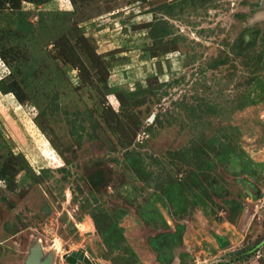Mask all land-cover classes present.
Wrapping results in <instances>:
<instances>
[{
  "label": "rangeland",
  "instance_id": "1",
  "mask_svg": "<svg viewBox=\"0 0 264 264\" xmlns=\"http://www.w3.org/2000/svg\"><path fill=\"white\" fill-rule=\"evenodd\" d=\"M35 245L264 264V0H0V264Z\"/></svg>",
  "mask_w": 264,
  "mask_h": 264
},
{
  "label": "water",
  "instance_id": "2",
  "mask_svg": "<svg viewBox=\"0 0 264 264\" xmlns=\"http://www.w3.org/2000/svg\"><path fill=\"white\" fill-rule=\"evenodd\" d=\"M65 258L71 263H76L77 261H85L87 263H90L88 257L85 256L84 252L67 253L65 254ZM25 264H53V261L51 260L50 255L46 257V259H43L41 246L35 245L32 248L30 255L27 257Z\"/></svg>",
  "mask_w": 264,
  "mask_h": 264
},
{
  "label": "bare ground",
  "instance_id": "3",
  "mask_svg": "<svg viewBox=\"0 0 264 264\" xmlns=\"http://www.w3.org/2000/svg\"><path fill=\"white\" fill-rule=\"evenodd\" d=\"M50 256H51V260L54 261V257H55V252H50Z\"/></svg>",
  "mask_w": 264,
  "mask_h": 264
},
{
  "label": "flooded vegetation",
  "instance_id": "4",
  "mask_svg": "<svg viewBox=\"0 0 264 264\" xmlns=\"http://www.w3.org/2000/svg\"><path fill=\"white\" fill-rule=\"evenodd\" d=\"M78 258V257H77Z\"/></svg>",
  "mask_w": 264,
  "mask_h": 264
}]
</instances>
